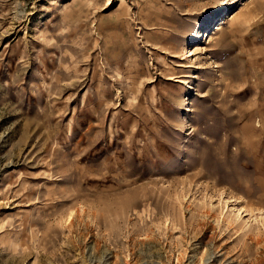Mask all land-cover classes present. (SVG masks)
I'll list each match as a JSON object with an SVG mask.
<instances>
[{
    "label": "rangeland",
    "instance_id": "rangeland-1",
    "mask_svg": "<svg viewBox=\"0 0 264 264\" xmlns=\"http://www.w3.org/2000/svg\"><path fill=\"white\" fill-rule=\"evenodd\" d=\"M0 264H264V0H0Z\"/></svg>",
    "mask_w": 264,
    "mask_h": 264
},
{
    "label": "bare ground",
    "instance_id": "bare-ground-1",
    "mask_svg": "<svg viewBox=\"0 0 264 264\" xmlns=\"http://www.w3.org/2000/svg\"><path fill=\"white\" fill-rule=\"evenodd\" d=\"M233 18H235V15L231 19H233ZM217 30H220V28H218Z\"/></svg>",
    "mask_w": 264,
    "mask_h": 264
}]
</instances>
